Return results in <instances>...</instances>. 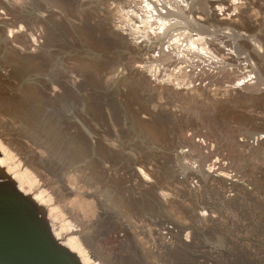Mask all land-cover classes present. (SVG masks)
Segmentation results:
<instances>
[{
    "label": "rangeland",
    "instance_id": "1",
    "mask_svg": "<svg viewBox=\"0 0 264 264\" xmlns=\"http://www.w3.org/2000/svg\"><path fill=\"white\" fill-rule=\"evenodd\" d=\"M124 1L0 0V30L8 35V27L14 28L0 50V103L2 97L23 99L22 90L35 87L44 111L59 112L57 126L73 135L82 132L91 145L108 151L106 161L92 155L91 167L84 168L88 185L75 170L82 166L78 160L42 154L52 177L73 187L67 197L58 188L48 191L81 215L85 235L73 234L97 262L264 264V153L249 157L248 148L264 142V0L210 1L209 17L201 23L219 29L216 43L229 42L221 66L215 54L195 53L176 66L153 60L166 39L143 28L133 32L120 8ZM256 40L262 52L252 50ZM145 41L151 71L136 47ZM188 65L201 69L196 77H190ZM246 74L261 77L262 85L249 90L217 83ZM165 87H177L187 103L167 97ZM2 119L31 150L23 138L30 127ZM45 138L44 132L42 143ZM186 138L202 150L181 146ZM232 138L247 149L238 150ZM220 167L229 177L223 182L210 172ZM47 177L43 170L41 179ZM71 220L74 230L80 228Z\"/></svg>",
    "mask_w": 264,
    "mask_h": 264
},
{
    "label": "bare ground",
    "instance_id": "2",
    "mask_svg": "<svg viewBox=\"0 0 264 264\" xmlns=\"http://www.w3.org/2000/svg\"><path fill=\"white\" fill-rule=\"evenodd\" d=\"M210 1H214V0H125L120 8H122L123 11H125L126 20L128 22L127 25L131 27V30L133 32L138 33V30L140 28H143L144 31L150 30L154 32L158 40L166 39V41L163 40L161 43H159L160 45L159 47H161L163 43H166V45L164 46V48H161L162 50L159 52L157 56H155V58H153V60L161 59L162 61L167 62L169 65L176 66L182 63L185 64L189 63L190 62L189 59L194 58L195 53H198L197 56L202 55V57H211L212 54H215L216 56L214 57L217 59L216 61H218L221 66L225 63L224 60H226L223 57V51L226 48L224 49L223 47H226L229 44V42L228 44H226L224 40H218V43H216L217 41L216 39H218V37L215 36L214 34H216V32L219 31V29L215 28V25H213L212 23H208V24L201 23V21L206 20V18L209 17V14L211 12L209 5ZM235 3H237L236 0H232L231 4H235ZM224 8L225 6H220V5L217 6V9L221 11L222 10L224 11ZM192 12H195L196 14ZM191 13L194 15H191ZM218 14H224V13L220 12ZM19 18L21 19V17ZM9 27H8V35H5L3 30H0V50L6 48L7 44L9 43L10 37H14V28L9 29ZM21 27L23 26L20 25L18 31L22 29ZM138 44L139 45L136 46L137 50L140 51L143 50L144 51L143 55L147 56L145 59L147 60L148 64L144 62L146 66L144 64L143 67H147L148 68L147 71H151V65H150L151 54L149 52V48L147 47L148 43L147 41H145L144 44L142 43H138ZM252 44H253L252 50L254 52L256 51L259 53L263 51V48L261 46L262 44L257 42V40L253 41ZM229 51L232 52L233 48H229ZM230 59L232 60V62H237V56L235 55H231ZM25 61L27 62V60ZM182 67L184 66L182 65L178 66L180 70H183ZM188 67H190V69H188L187 71L190 74V77H193V75L196 77L198 72L201 71L200 68L197 67L193 68L191 67V65H188ZM38 70H39L38 68L32 70V72L35 73L34 74L35 76L40 73L38 72ZM24 71L25 73L27 72L26 70H22L20 74H23ZM253 78H255L256 80L249 82ZM257 78H258L257 75L246 74V77L244 76L242 79L236 78V81L234 78L231 80H227V79L218 80L217 83L224 85V83L228 82L226 85H230V86L234 85L235 87L241 86L250 90V88L252 89V86L250 85L254 83L256 84V82H259L257 83L259 85L261 84L260 81L261 77L258 78L259 80ZM213 81H216V79ZM150 89L156 90L157 88L155 87V85H151ZM66 90H65L66 93H64V95H66L65 97L67 98V96L69 97V93L71 94V92H69V90L68 91ZM163 93L169 98L172 99L178 98V100L181 101L182 103H187L188 101L187 99H185L184 93L179 91L177 87L176 88L165 87L163 89ZM22 96L21 97L23 99H20L18 101H15L14 99L8 97H2L1 99L0 179H3V177H8L9 179H12L13 183L17 186L18 190L21 193L29 196L32 200H34V202H36L37 205H40L45 208L46 220L51 229L53 236L60 243H62L67 248H69L72 252L76 253L82 264H102L92 258V256L89 254L88 250L83 245L81 240H79L78 236L73 234L74 231H77L81 236L85 232V227L83 224L84 221L82 222L81 215L77 211L73 210V208L70 206V203H68L67 201L61 203L60 199H57L56 196H54L48 191V189L51 190L58 188V190L61 191V193L63 194V197L65 196L67 197V194H69V192H72L74 189L72 186H66L65 184H63L64 182H62L61 185V178L57 179V177L55 178L52 177L54 175L53 173L51 174L49 167L47 166L43 156L44 153L48 155L54 154L57 158L59 157L61 159V157L65 154L68 155L69 158L71 157V160L74 159H76V161L78 160L80 163H82V166L78 167L77 169L75 168V170L79 172L78 176L80 177L82 183L84 185L85 184L88 185L86 182L87 172L85 173L84 168L87 169V167L88 168L91 167V164L93 163L92 155H95L99 161H102L108 157L107 156L108 151L107 150H106L107 152L105 151L104 147H102L103 145L102 146L91 145L89 143V140L86 138L85 134L82 132L79 133L80 135H75V134L73 135L69 133L70 131L69 132L67 131L68 129H66L65 126L64 127L61 126L63 124H61L60 127L57 126L60 124V122L58 124V120L56 119L57 118L56 113L58 111L56 112L55 108H53L54 110L49 109L48 112L44 111V104L42 102L41 93L38 91L37 88L35 87L30 88L29 86V90L23 89ZM71 96L73 97V95ZM192 102L195 103L194 101ZM86 109H84V112H86L85 111ZM202 110H203L202 112L204 113L203 115H205L208 112L209 108L205 107ZM2 116L3 118L9 116L10 118L13 119V122L19 123L20 126L30 127L31 132L29 133V135L23 136V138L28 137L26 139L31 144L30 145L31 150L28 147H27L28 149L25 147L23 140L19 139L17 136H14L12 133L8 131L9 128L7 126H9V122L8 121L5 122L2 119ZM68 123L66 122V125ZM83 129H85V131H88L87 126L86 128ZM44 132L47 143H42L41 140ZM231 140L232 142H234V145L237 147L238 150H241V148H245V147L247 149V145H242L235 142L234 138H232ZM182 144L190 145L193 148L202 150L201 144L200 146L199 143L197 144L196 142L194 143L190 140L188 141L187 138L186 140H181L180 145L183 146ZM248 148L250 152H252L249 155V157L251 156L257 157L258 155H260V153H264V142L259 148L253 147V145L252 147L248 146ZM112 154L115 155V156L113 155V158L117 156L116 153L114 152H112ZM112 154H110L111 159H112L111 157ZM209 154L210 156L211 155L214 156L215 152L211 151L209 152ZM72 163L74 165V162ZM220 168H222L221 171L216 172L214 170L213 171L208 170V172L209 171L215 172L213 176L217 177L221 182H223L225 178H229V177H228V173L223 172L224 167H220ZM43 170H45V172L50 174L51 178L47 177L41 179V173ZM204 176H205L204 178L207 181L208 179L207 176L209 175L207 174ZM81 181L79 182L81 183ZM59 191L57 192V194L59 193ZM70 200L68 201L70 202ZM83 206H85L84 203ZM78 207L80 208V206ZM84 215L85 213H83L82 216ZM87 215H89V213ZM71 219L76 221L79 224L80 228L74 230L73 227L75 226H73Z\"/></svg>",
    "mask_w": 264,
    "mask_h": 264
},
{
    "label": "water",
    "instance_id": "3",
    "mask_svg": "<svg viewBox=\"0 0 264 264\" xmlns=\"http://www.w3.org/2000/svg\"><path fill=\"white\" fill-rule=\"evenodd\" d=\"M45 214L12 179H0V264H82L53 236Z\"/></svg>",
    "mask_w": 264,
    "mask_h": 264
}]
</instances>
